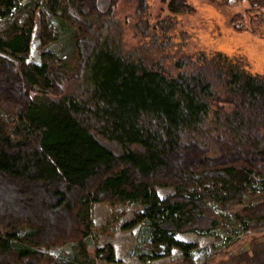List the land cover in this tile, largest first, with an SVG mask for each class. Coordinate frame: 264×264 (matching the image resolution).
Returning a JSON list of instances; mask_svg holds the SVG:
<instances>
[{
  "label": "trees",
  "instance_id": "1",
  "mask_svg": "<svg viewBox=\"0 0 264 264\" xmlns=\"http://www.w3.org/2000/svg\"><path fill=\"white\" fill-rule=\"evenodd\" d=\"M117 1L101 10L100 0H42V25L52 37L47 14L72 5L108 16ZM235 1L247 7L229 24L264 37V0ZM160 2L173 16L195 12L187 0ZM16 16L0 31V264H41L42 247L81 241L93 203H141L146 208L136 218L149 219L155 240L186 253L193 246L174 240L176 233L217 226L205 197L239 202L250 176L263 173V76L220 52L182 56L172 71L98 46L87 21L73 37L72 68L32 65L26 59L35 14ZM212 181L220 189L182 193ZM157 187L175 193L160 199ZM240 214L254 222L251 229L264 228V201ZM95 252L114 261L109 246ZM235 259L264 264V238L228 257Z\"/></svg>",
  "mask_w": 264,
  "mask_h": 264
},
{
  "label": "rangeland",
  "instance_id": "2",
  "mask_svg": "<svg viewBox=\"0 0 264 264\" xmlns=\"http://www.w3.org/2000/svg\"><path fill=\"white\" fill-rule=\"evenodd\" d=\"M143 1L141 6L139 0H118L108 16L88 15L68 5L63 13L46 15L53 35L50 37L42 25V0H10L12 7L7 5L9 0H1L0 31L18 12L23 18L32 11L35 19L26 61L37 66L46 63L72 68L76 58L73 37L79 22L87 21L96 29L98 46L107 43L147 61L159 60L172 71L173 61L182 56L220 52L246 71L264 77V37L229 24L231 15L247 7L245 1L220 4L187 0L195 12L175 16L166 11L160 0ZM107 4L108 0H100L99 8L104 10ZM262 18L264 21V9ZM246 188L239 202L228 205L214 196L205 197L217 226L209 233H176L174 240L193 246L186 253L155 240L149 219L136 218L137 213L145 211L141 203H93L88 213L87 236L81 241L67 240L51 248L42 247L46 259L41 264H244L228 257L240 252L255 237L264 238V228L251 229L254 222L240 214L243 208L264 201V169L263 173L250 176ZM215 189H220V184L212 181L182 193L194 195ZM155 191L160 199L175 193L172 188L157 187ZM106 246L112 248V263L96 255V249Z\"/></svg>",
  "mask_w": 264,
  "mask_h": 264
}]
</instances>
